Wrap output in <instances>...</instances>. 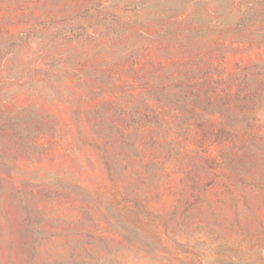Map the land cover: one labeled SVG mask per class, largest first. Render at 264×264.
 I'll return each mask as SVG.
<instances>
[{"label":"rangeland","instance_id":"374dc122","mask_svg":"<svg viewBox=\"0 0 264 264\" xmlns=\"http://www.w3.org/2000/svg\"><path fill=\"white\" fill-rule=\"evenodd\" d=\"M0 264H264V0H0Z\"/></svg>","mask_w":264,"mask_h":264}]
</instances>
